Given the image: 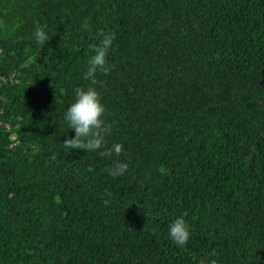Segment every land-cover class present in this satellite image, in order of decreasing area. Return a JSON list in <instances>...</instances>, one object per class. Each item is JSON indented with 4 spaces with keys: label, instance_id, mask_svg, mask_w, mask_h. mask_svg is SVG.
<instances>
[{
    "label": "trees",
    "instance_id": "trees-1",
    "mask_svg": "<svg viewBox=\"0 0 264 264\" xmlns=\"http://www.w3.org/2000/svg\"><path fill=\"white\" fill-rule=\"evenodd\" d=\"M0 20V264H264V0H0ZM100 31L111 159L63 143Z\"/></svg>",
    "mask_w": 264,
    "mask_h": 264
},
{
    "label": "clouds",
    "instance_id": "clouds-1",
    "mask_svg": "<svg viewBox=\"0 0 264 264\" xmlns=\"http://www.w3.org/2000/svg\"><path fill=\"white\" fill-rule=\"evenodd\" d=\"M82 27L90 31L87 23ZM0 29H6V22L3 20H0ZM34 37L40 45H45L49 40L42 27L36 28ZM97 38L99 45L95 47V54L89 58L83 77L89 81L90 86L75 90L76 99L64 113V119L69 128L75 131V137L65 139L63 143L68 149L83 150L86 153L98 151L101 157L111 159L113 155L121 156L124 149L120 143H114L111 147L107 145V136L111 135L112 126L105 121L106 109L100 93L94 86H103V82L97 79V73L108 75L115 67L109 64L107 57L116 34L100 31ZM127 170L128 164L120 160H113L112 166L105 169L114 178L123 175ZM88 171L94 169L89 166ZM169 238L177 246H186L190 238V225L183 218H177L170 225Z\"/></svg>",
    "mask_w": 264,
    "mask_h": 264
}]
</instances>
